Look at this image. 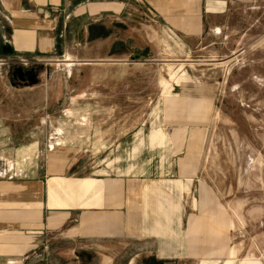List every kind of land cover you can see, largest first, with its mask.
Returning <instances> with one entry per match:
<instances>
[{
	"label": "rangeland",
	"instance_id": "1",
	"mask_svg": "<svg viewBox=\"0 0 264 264\" xmlns=\"http://www.w3.org/2000/svg\"><path fill=\"white\" fill-rule=\"evenodd\" d=\"M79 1L96 44L75 25L51 54L0 49V176L48 179L50 206L125 178L133 264H162L160 247L170 264H264V0H202L200 36L163 17L169 0Z\"/></svg>",
	"mask_w": 264,
	"mask_h": 264
},
{
	"label": "crops",
	"instance_id": "2",
	"mask_svg": "<svg viewBox=\"0 0 264 264\" xmlns=\"http://www.w3.org/2000/svg\"><path fill=\"white\" fill-rule=\"evenodd\" d=\"M79 2L0 0V49L51 54L58 46H66V34L72 28L75 30V25L80 32V38L74 40L76 44L86 40L96 44L97 37H89L90 23L79 17L74 20L75 11L80 13ZM194 3L193 0H169L160 13L167 20L176 16L185 23L194 20L195 31L184 33L200 36L207 7L202 0L198 1L197 8ZM107 4L105 16L112 13V2ZM73 8L78 9L73 11ZM106 30L105 39L111 48V26H106ZM42 178L34 181L30 175L0 176V264H121L123 259V264H133L136 257L146 255L145 236H137L138 248L129 255L128 240L134 236L128 233L125 178H119L116 186L112 181L107 184L105 180H80L78 185H73V191H67V196L64 192L56 198L57 206H50L48 179ZM160 214L167 216L164 210ZM81 256H87L85 260L90 263L82 261ZM149 256L159 263L170 264L176 250L171 252L160 247L149 251Z\"/></svg>",
	"mask_w": 264,
	"mask_h": 264
},
{
	"label": "water",
	"instance_id": "3",
	"mask_svg": "<svg viewBox=\"0 0 264 264\" xmlns=\"http://www.w3.org/2000/svg\"><path fill=\"white\" fill-rule=\"evenodd\" d=\"M24 73V71L22 70V68H16L14 71V74H18L19 76H22V74ZM24 74H26L27 76H29V74H32L33 76H35L34 79H32L31 77H28V81L30 83H36V75H35V70L33 68H31L30 70H28L27 72H25Z\"/></svg>",
	"mask_w": 264,
	"mask_h": 264
},
{
	"label": "flooded vegetation",
	"instance_id": "4",
	"mask_svg": "<svg viewBox=\"0 0 264 264\" xmlns=\"http://www.w3.org/2000/svg\"><path fill=\"white\" fill-rule=\"evenodd\" d=\"M28 70H26V71H24V73L25 72H27ZM22 74V76H19L18 74H16V77L18 78V79H20L22 82H27L28 81V77H31L32 79H34L35 78V76H33L32 74H29V76H27L26 74Z\"/></svg>",
	"mask_w": 264,
	"mask_h": 264
}]
</instances>
